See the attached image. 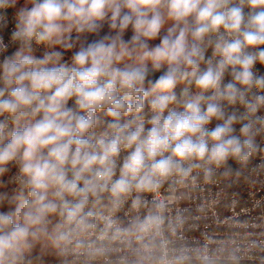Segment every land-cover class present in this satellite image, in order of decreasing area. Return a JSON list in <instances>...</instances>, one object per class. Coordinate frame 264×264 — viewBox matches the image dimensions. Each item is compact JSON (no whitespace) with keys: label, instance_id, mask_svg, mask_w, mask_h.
Returning a JSON list of instances; mask_svg holds the SVG:
<instances>
[{"label":"clouds","instance_id":"clouds-1","mask_svg":"<svg viewBox=\"0 0 264 264\" xmlns=\"http://www.w3.org/2000/svg\"><path fill=\"white\" fill-rule=\"evenodd\" d=\"M9 9L0 178L15 166L19 191L0 192V264H33L42 237L82 264H215L172 246L183 217L159 191L260 150L264 0H0V30ZM129 201L144 212L124 223Z\"/></svg>","mask_w":264,"mask_h":264},{"label":"built area","instance_id":"built-area-1","mask_svg":"<svg viewBox=\"0 0 264 264\" xmlns=\"http://www.w3.org/2000/svg\"><path fill=\"white\" fill-rule=\"evenodd\" d=\"M7 20L8 27L0 30L5 42L10 39L15 22L10 9ZM256 67L263 72L259 64ZM184 87V84L178 85L179 93ZM215 123L213 121L209 127H214ZM236 127L238 129L239 125ZM257 142L260 150L243 165L250 176L243 193L235 190L226 194L222 168L216 169L210 179L196 170L193 172L195 179L190 177L183 183L169 180L162 185L159 195L168 204L166 215L169 219H174L178 213L183 217V223L170 234L173 247L205 253L215 264H264V140L258 137ZM152 195L145 194L149 200ZM130 205L131 201L114 213L121 222L127 223L138 212L143 214L144 209L136 210ZM66 258L82 264V258L75 255ZM112 259L116 260L117 255Z\"/></svg>","mask_w":264,"mask_h":264},{"label":"trees","instance_id":"trees-1","mask_svg":"<svg viewBox=\"0 0 264 264\" xmlns=\"http://www.w3.org/2000/svg\"><path fill=\"white\" fill-rule=\"evenodd\" d=\"M15 49L11 50L14 51ZM33 50L35 55L40 56L44 49L37 48L33 46ZM10 51V52H11ZM211 49L208 51V55H210ZM264 72V67H262ZM176 92L179 94V88L177 86ZM3 117H0L2 119ZM229 166L231 168V172L228 175H224L225 169L222 168L221 176L224 180L226 194H229L232 191L238 190L240 193H243L246 183L250 180L249 174L246 172L243 165L236 163L235 161H229ZM13 172V167L11 170L3 177V182L5 184L6 189L9 193H14L15 188L11 186L10 177ZM56 222V218H52V223ZM51 227V225H50ZM30 258L33 261V264H73L66 257H61L57 254V251L52 247L51 242L48 238L42 237L39 239L34 248L31 250Z\"/></svg>","mask_w":264,"mask_h":264},{"label":"rangeland","instance_id":"rangeland-1","mask_svg":"<svg viewBox=\"0 0 264 264\" xmlns=\"http://www.w3.org/2000/svg\"><path fill=\"white\" fill-rule=\"evenodd\" d=\"M23 2H24V0H20V3H21V4H23ZM10 10H11V13H12V15H13V17H14V11H15V10H14V9H10ZM104 31L107 32V28H106V27H105ZM130 32H131V31L129 30V31L126 33V36H125L126 39H128V38L131 37L132 33H130ZM158 43H159V40H158V39H157V40L150 41V44H152V45H155V44H158ZM43 49H44V48H43ZM44 52H45V51H44ZM44 52H42L40 56H43ZM67 57L69 58V59H67V61H70V58H71V53H70V52L65 53L64 59H66ZM12 167H13V172H12L11 177H10V183H11V186H12L13 188H15V192H18V191H19L18 185L16 184V182H15L14 179H13L14 173L16 172V168H15V166H12ZM0 192H7V193H9V191L6 189L5 184H4V182H3V177L0 178ZM10 194H11V193H10ZM10 207H14V204H10V203H8V202L6 201V202L2 205V210H7V209L10 208ZM67 259H68V258H67ZM68 260L71 261L73 264H76V263L73 262L72 260H70V259H68Z\"/></svg>","mask_w":264,"mask_h":264},{"label":"water","instance_id":"water-1","mask_svg":"<svg viewBox=\"0 0 264 264\" xmlns=\"http://www.w3.org/2000/svg\"><path fill=\"white\" fill-rule=\"evenodd\" d=\"M160 74H161L160 72H157V73H155V74L153 75L152 78L155 79V78H157Z\"/></svg>","mask_w":264,"mask_h":264},{"label":"crops","instance_id":"crops-1","mask_svg":"<svg viewBox=\"0 0 264 264\" xmlns=\"http://www.w3.org/2000/svg\"><path fill=\"white\" fill-rule=\"evenodd\" d=\"M67 59H69L68 57L66 59H64L65 61H67Z\"/></svg>","mask_w":264,"mask_h":264},{"label":"flooded vegetation","instance_id":"flooded-vegetation-1","mask_svg":"<svg viewBox=\"0 0 264 264\" xmlns=\"http://www.w3.org/2000/svg\"><path fill=\"white\" fill-rule=\"evenodd\" d=\"M131 33V32H130Z\"/></svg>","mask_w":264,"mask_h":264}]
</instances>
